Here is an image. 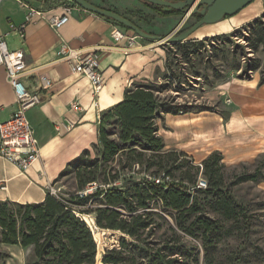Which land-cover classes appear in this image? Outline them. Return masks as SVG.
I'll list each match as a JSON object with an SVG mask.
<instances>
[{
  "label": "crops",
  "instance_id": "1",
  "mask_svg": "<svg viewBox=\"0 0 264 264\" xmlns=\"http://www.w3.org/2000/svg\"><path fill=\"white\" fill-rule=\"evenodd\" d=\"M12 1L18 5L20 16L12 13L13 17L6 16L7 23L4 24V29L0 28V36L7 48H11L10 51L19 50L24 53L26 73L22 81L28 91L39 90L41 77L49 79L52 86L48 91H42L41 102L26 112L27 120L39 144V159L25 172H21L0 157V201L40 203L44 200L47 189L66 165L83 150H89L97 143L99 115L122 101L130 86L163 80L166 56L163 46L158 42L139 38L131 31L124 30L126 35L137 37L130 47L126 39L114 41L111 31L116 25L85 10L73 12L66 24L53 29L47 24V19L54 15L61 16L67 4L58 2L55 5L51 0H21L28 6L44 11L43 18L34 17L31 22L25 24L21 37L13 27L24 24L27 10L18 2ZM93 4L118 12L122 16L129 13V10H137L143 19V25H139V28L161 38L168 37L179 27L185 26L191 17L184 22L182 15L161 16L138 0H94ZM263 11L264 0H255L238 16L222 22L216 30L204 31L206 28H202L194 33V37L202 39L214 34L228 33L257 18ZM15 39L18 40L17 43ZM62 43L85 52L97 51L103 80L102 88L96 97L97 109L93 106L95 98L89 82L73 75L68 64L57 61L56 52ZM125 47H129L127 52L123 50ZM259 88L255 97L260 104H256V107H259L256 110L261 111L264 104V85ZM74 104L81 110L74 109ZM16 108L13 90L7 81L4 68L0 67V122L8 120ZM239 112L236 109L227 120L207 112L177 116L166 114L163 120L157 121L158 129H164L165 133H158L167 149H179L185 153L196 150L193 156L200 160L210 153L206 150L212 146L224 156L227 149L233 148L237 150L228 154V157L239 158L242 157L239 154H248L250 150V156L256 157L264 153V131L257 128L249 131L243 127L238 120ZM172 132L180 137H169ZM222 132L225 136L249 132L254 136V140L250 146L246 145L245 149L240 145L241 150L233 145L214 144L212 138ZM228 157L225 158L229 160Z\"/></svg>",
  "mask_w": 264,
  "mask_h": 264
},
{
  "label": "rangeland",
  "instance_id": "2",
  "mask_svg": "<svg viewBox=\"0 0 264 264\" xmlns=\"http://www.w3.org/2000/svg\"><path fill=\"white\" fill-rule=\"evenodd\" d=\"M86 1L93 4L94 0ZM102 1L106 2L107 0ZM58 2L67 5L72 4L69 0H51V3L55 5ZM138 2L140 1L138 0ZM244 9L233 17L225 18L216 24L203 25L198 30L202 28H206L204 31L216 30L222 22L235 18ZM11 13L18 14L17 17L20 16L18 5L12 0H3L0 4L1 29H4V24L7 23L6 16H11ZM123 17L131 20L138 27L143 25V19L137 10H129V13ZM257 18H260L264 25V11ZM255 19L228 33H223L229 34L236 31L225 40H212L198 44L196 42L201 39H195L193 33L179 45L177 43L162 45L166 56L165 75L168 76V79H163L158 82V85L168 83V87L160 94V99L172 100L177 105L186 106L189 112L185 115L200 113L197 106H202L207 111L201 112H207L214 117L220 116L222 120H227L238 109L240 111V114L237 113L239 115L238 120L243 127L249 131L256 130V128L264 131V104L261 111L256 110L259 108L256 107V104H260V102H257L255 97L256 92L260 89L257 84L261 76L260 72L264 67V46L257 43L260 28L258 27L259 24H254ZM195 22L196 19L191 16L180 31L188 29ZM9 41L11 40L9 39ZM15 42L17 43L18 40L15 39ZM9 50H11L10 47ZM254 62L259 64V69L244 72L246 67ZM236 129L238 130V128ZM108 130L116 132L114 126H109ZM158 131L160 135L165 133L164 129ZM235 132L239 131L235 130ZM169 137L177 138L180 136L172 132ZM111 138H115V136L113 135ZM212 139L217 145H233L234 148H240L241 145L245 149L253 142L254 136L249 132L243 135L225 136L222 132L221 135H215ZM231 149L226 150V156L214 149L213 146L206 150L210 151L209 154L217 151L222 157L223 186L219 191H206L207 189H204L206 192H201L193 189V185L199 179L207 181L202 175V161L209 154L200 160L193 156L196 150L185 153L179 149H167L164 145V151H174L186 155V165L176 170H170L171 177L175 182L184 176L187 166H199L200 170L194 184L186 183L184 185L198 211L189 214L185 221V226L193 233L190 236L177 230L175 226L176 212L163 211L160 202L156 205L152 203L149 211L154 214L153 223L146 229L143 236L151 248H161L164 244L170 243L171 228L181 237V244L184 246V264H264V153L256 157L250 156L252 153L250 150L251 152L248 154L242 153L239 154L242 157L234 158L227 156L237 150ZM89 151L90 159L98 158L101 160L99 143L95 147H91ZM225 157H228L229 160ZM179 160H182V157H179ZM100 168L99 163V170L95 174L97 180L103 178ZM255 168L258 169L255 172L256 181L231 185L230 182L235 176L253 173ZM110 170L112 175L115 173L118 175V180L115 181L118 188L139 182L145 175L149 176V173L145 174L144 166L126 163V157L121 154L107 163V176ZM190 173H194V169H191ZM85 177L86 175L82 174L80 180L76 179L75 172H73L52 183L51 188L60 196L67 197L79 190L80 182ZM91 202L84 206L83 210L94 208L95 206L91 205ZM119 212L122 216L127 215V212L121 208ZM83 218L92 231L97 244V252L100 253V256H97V264H100V258L107 249L119 246L120 238L124 237L127 241H131L129 237L119 231L97 228L95 226V214H85ZM198 219L208 220L211 229L200 228L195 223ZM100 231H104L105 235L95 239L94 232ZM3 249L9 257L1 261L0 264H30L34 262L31 248L21 249L17 246H4Z\"/></svg>",
  "mask_w": 264,
  "mask_h": 264
},
{
  "label": "trees",
  "instance_id": "3",
  "mask_svg": "<svg viewBox=\"0 0 264 264\" xmlns=\"http://www.w3.org/2000/svg\"><path fill=\"white\" fill-rule=\"evenodd\" d=\"M139 1L161 16L183 15V10L165 9ZM192 17L196 21L200 19L197 14ZM101 18L130 31L109 18ZM254 24H259L260 28L257 43L264 46V25L260 18H256ZM234 33L236 31L205 37L196 43L225 40ZM258 69L259 64L254 62L247 66L244 72ZM260 75L258 87L264 85V67ZM163 79H168V76L164 75ZM167 87L168 83L158 85L157 82L149 81L134 84L125 91L122 101L101 113L97 134V143L101 147V160L90 159V151L85 149L71 160L52 182L55 183L73 172L79 180L82 174L86 175L80 182L79 190L74 194L67 197L60 196L57 199L47 191L44 200L40 203L21 204L9 200L0 201V262L9 257L3 249L4 246H17L21 249L31 248L34 262L30 264H97V244L90 227L82 218L85 214H95L97 228L119 231L131 240L120 238L118 247H112L103 253L100 264L185 263L184 246L181 244V237L174 229L170 228L172 232L170 243L164 244L161 248H151L143 237L146 229L153 223L154 214L149 211L152 203L156 205L160 202L163 211L176 212L177 230L190 236L193 233L185 226V221L189 214L198 211L184 185L194 184L200 170L199 166H187L184 176L175 182L170 170L186 165V155L164 151L163 141L158 133L157 121L163 120L164 115L177 116L189 112L186 106L177 105L172 100L160 99V94L167 90ZM197 109L198 112L207 111L202 106H197ZM109 126H114L116 132L108 130ZM113 135L115 138H111ZM96 144L93 146L95 147ZM120 154L126 157V163L144 166L145 174L149 173V176L145 175L139 182L122 188L110 187L106 190L97 188L93 193L79 197L77 192L82 191L89 184L109 185L118 180V175L116 173L112 175L111 170L107 176L106 168L107 163ZM179 157H182V160H179ZM221 160V155L215 151L202 161V175L207 179V181L203 179L206 183V191H219L223 186ZM99 163L103 174L101 180L95 177ZM191 169H194L192 174ZM257 170L255 168L253 173L235 176L230 182L231 185L256 181ZM153 178H160V183L156 184ZM165 178L169 181H165ZM197 182L193 185V189L206 192L204 189L196 188ZM89 202L95 207L83 210ZM120 208L127 212L126 216L120 214ZM77 214L82 217H78ZM195 223L202 229H211L208 220L198 219Z\"/></svg>",
  "mask_w": 264,
  "mask_h": 264
},
{
  "label": "built area",
  "instance_id": "4",
  "mask_svg": "<svg viewBox=\"0 0 264 264\" xmlns=\"http://www.w3.org/2000/svg\"><path fill=\"white\" fill-rule=\"evenodd\" d=\"M3 0H0V4ZM18 2L23 8L27 10L25 15V22L21 26L14 28L21 37H23V29L25 24L31 22L34 17L43 18L44 11L28 6L21 0H14ZM80 7L75 4H68L63 8L61 16H51L47 19V24L53 29H58L67 23L69 16L75 11H82ZM111 37L114 41L126 39L130 47L135 36H128L125 34L124 29L114 26L111 31ZM123 48L127 52V48ZM58 62H63L69 65L73 75L80 76L86 79L92 89V95L95 98L93 103L94 108H98L96 97L98 96L103 80L102 74L98 65L97 51L85 52L79 49H73L67 44L62 43L56 52ZM0 67H3L6 73V78L10 84L15 99L17 108L12 116L5 121L0 122V157L8 163L14 165L21 172H25L39 159V144L35 137V133L30 126L26 112L38 105L41 102L42 91H48L52 83L45 77L40 78V87L38 91L30 92L23 84V77L26 73L25 55L22 51H10L4 39L0 36ZM74 109L81 110V108L74 104ZM100 119V115L98 120ZM71 126H69L70 128ZM57 129V128H56ZM156 184H159L160 178H153ZM165 181H169L165 178ZM117 183L109 185H98L96 183L89 184L80 192H77L79 197L87 196L93 193L97 188L106 190L110 187H116ZM196 188L205 189L206 183L203 179H199ZM51 196L59 199L60 194L53 190L51 186L47 189ZM78 217H82L77 214ZM83 218V217H82ZM84 219V218H83Z\"/></svg>",
  "mask_w": 264,
  "mask_h": 264
},
{
  "label": "water",
  "instance_id": "5",
  "mask_svg": "<svg viewBox=\"0 0 264 264\" xmlns=\"http://www.w3.org/2000/svg\"><path fill=\"white\" fill-rule=\"evenodd\" d=\"M69 1L87 12L113 20L115 23L128 28L139 38L158 42L160 45H164L166 43L184 42L203 25L216 24L222 21L225 17H233L255 0H142L146 3L163 7L165 9L183 10L182 16L184 21L194 14H199L200 19L188 29L180 31L181 27H179L175 32L165 38L155 37L147 32H144L129 19L113 11L99 8L86 0Z\"/></svg>",
  "mask_w": 264,
  "mask_h": 264
},
{
  "label": "bare ground",
  "instance_id": "6",
  "mask_svg": "<svg viewBox=\"0 0 264 264\" xmlns=\"http://www.w3.org/2000/svg\"><path fill=\"white\" fill-rule=\"evenodd\" d=\"M184 22H185V21H184ZM104 235H105V232H104V231H100V232H98V233H95V232H94L95 239H96V238H101V237H103ZM97 253H98V252H97ZM97 256H100V253H98Z\"/></svg>",
  "mask_w": 264,
  "mask_h": 264
},
{
  "label": "flooded vegetation",
  "instance_id": "7",
  "mask_svg": "<svg viewBox=\"0 0 264 264\" xmlns=\"http://www.w3.org/2000/svg\"><path fill=\"white\" fill-rule=\"evenodd\" d=\"M197 15H199V14L197 13Z\"/></svg>",
  "mask_w": 264,
  "mask_h": 264
}]
</instances>
